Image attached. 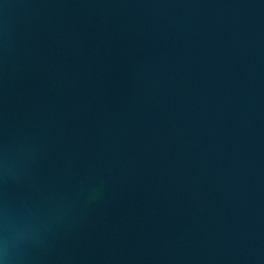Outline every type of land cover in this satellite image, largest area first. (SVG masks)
Returning <instances> with one entry per match:
<instances>
[{
    "label": "water",
    "instance_id": "water-1",
    "mask_svg": "<svg viewBox=\"0 0 264 264\" xmlns=\"http://www.w3.org/2000/svg\"><path fill=\"white\" fill-rule=\"evenodd\" d=\"M0 264H264V0H0Z\"/></svg>",
    "mask_w": 264,
    "mask_h": 264
}]
</instances>
